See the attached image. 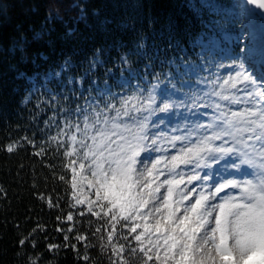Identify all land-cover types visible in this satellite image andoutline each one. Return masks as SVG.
Masks as SVG:
<instances>
[{"label": "trees", "instance_id": "1", "mask_svg": "<svg viewBox=\"0 0 264 264\" xmlns=\"http://www.w3.org/2000/svg\"><path fill=\"white\" fill-rule=\"evenodd\" d=\"M212 1L0 0V264H123L116 246H141L124 214L75 200L82 128L41 94L65 92L69 112L126 65L150 88L177 76L198 58Z\"/></svg>", "mask_w": 264, "mask_h": 264}, {"label": "rangeland", "instance_id": "2", "mask_svg": "<svg viewBox=\"0 0 264 264\" xmlns=\"http://www.w3.org/2000/svg\"><path fill=\"white\" fill-rule=\"evenodd\" d=\"M212 9L214 11L212 19L208 22L207 29L199 40L201 43L199 63L190 59L186 60L185 71L180 72L179 80L168 75L162 83L155 84L150 90L143 81L146 79L136 76L139 75L138 71L125 64L126 69L129 70L121 74L119 81L105 78L103 82H100L95 79L94 85L88 89L86 100L76 107H71L69 112L65 109L66 104L61 98L65 92L62 91L60 96L59 91L54 92L50 89L49 94H41L42 102L51 107L52 113L68 114L72 125H81L79 135L82 149L78 150L72 163L74 197L76 201H81L80 204L94 213L100 214L108 206L110 207L107 200L103 199V189L100 190L99 195L97 194L98 184L94 182L90 170L92 160L90 149L95 151L92 137L98 136L97 130L105 127L103 123L105 119L109 121L107 127H111L112 123L147 124L149 143L153 139L157 143L141 153V159L149 157L144 160V163L151 167L156 159L161 157L170 159L179 153L181 147L191 146L205 135L211 136L213 129L208 128V125L219 124L220 121L216 118L221 112L230 113L251 107L247 103L235 104L229 100H223L222 96L243 99L247 92L264 86L260 80V76L264 75V17L247 0H213ZM240 65H243L245 74H251L257 80L256 86L251 84L246 86L245 83L235 81L236 87H231L236 72L241 71ZM60 74L61 71H58L55 76ZM225 81L229 83L226 85ZM215 93H220V96ZM165 104L169 106L168 109L160 111ZM216 105L220 107L217 108ZM117 111L120 113L119 116H117ZM125 112L129 115H124ZM133 117L135 120L132 119ZM175 136L188 137V140L176 141L175 147H172L170 141ZM225 139L228 143L215 140L211 142V146L232 147L233 142L227 137ZM157 148L160 150L155 151ZM85 154H88L87 158ZM204 156L205 160L201 167L196 168L193 163L181 165L176 170L184 174L186 182L180 186V190L195 188L199 193L203 188L207 194L220 183L228 180H237L241 183L249 179L255 181V176H249L246 173L258 172L261 170L260 166L264 164L261 157L252 153L248 156L237 153H213L211 155L204 153ZM231 161H235V166ZM81 164L84 165L83 168ZM139 167L142 166L138 165ZM158 169L165 174L158 177L157 183L172 178L173 174L164 169L163 165H159ZM197 173L202 179L188 184L187 177ZM205 174L209 177L206 180L203 179ZM176 178L179 179V176ZM186 194H189L191 198L179 206L181 209L188 207L190 203L199 198L198 195ZM228 194L239 195L240 189H226L217 196L216 200L209 202L219 203L221 202L220 196ZM161 195H166V186L161 188ZM160 203L157 201V205ZM151 208L150 204L149 209ZM149 209H143L142 213H146ZM115 210L118 211V209ZM161 215H166V210L149 216L147 220L140 217L135 220L124 219L123 228L126 234L135 225H140L137 228L138 235L144 232L145 224L148 225L149 230L146 235L142 236V241H139L141 246L136 250L121 249L116 246L119 249L121 263L145 264L146 258L144 252L141 251L143 248L148 255L153 257L147 264H160V261L155 258L157 249L153 248L149 241L157 239L153 233V226ZM199 242L200 237L197 236L196 243L199 244ZM229 246H232L231 241H229ZM207 248L212 249V244L209 243ZM159 254L161 257L164 256L163 247L159 248ZM195 255H200V253ZM212 255L219 264V253L213 250ZM234 258L239 261V264H264L259 254H249L242 261L235 254ZM226 264H232L231 259L226 261Z\"/></svg>", "mask_w": 264, "mask_h": 264}, {"label": "snow or ice", "instance_id": "3", "mask_svg": "<svg viewBox=\"0 0 264 264\" xmlns=\"http://www.w3.org/2000/svg\"><path fill=\"white\" fill-rule=\"evenodd\" d=\"M248 3L264 9V0H248ZM241 71L236 72L231 87H236V82L257 85V80L251 74H245L243 65ZM261 84L264 85V75L260 76ZM226 85L228 81L224 82ZM220 96V93H215ZM223 100L231 103H247L251 107L242 111L221 112L216 118L219 124H209L208 128L213 129L211 136H203L197 143L188 147H181L177 155L161 157L148 167L141 159V153L146 152L157 141L151 140L147 134V124L139 123L134 125L112 123L107 127L109 121L105 119L104 128L98 129V136L92 137L95 144V151L91 152L90 164L91 175L94 182L98 184L97 194L103 189V199L107 200L111 209H118L124 215L125 220H135L137 217L147 220L155 213L166 210V215H161L153 226V233L157 236L155 241H149L153 248H156L155 258L160 264H217L212 251L219 253V264H226L231 259L232 264H239L234 254L240 260L246 259L249 254H259L264 262V164L258 172H248L246 175L255 176L256 179L243 181L228 180L220 183L214 190L207 192L201 189L180 190L185 179L182 172L176 170L181 165L195 163V167H201L205 160L204 153L231 154L248 156L249 153L261 157L264 161V86L254 88L241 99L222 96ZM165 104L160 111H166ZM219 108V105H216ZM120 113L117 111V116ZM124 115H129L125 112ZM135 120V118H132ZM202 127V126H201ZM127 133V135L125 134ZM229 138L233 142L232 147H212L211 142L223 140L228 143ZM188 140V137L175 136L170 141L175 147L176 141ZM98 141V143H97ZM190 142V141H189ZM9 151L12 148L9 147ZM157 148L155 151H159ZM88 154H85L87 158ZM235 166V161H231ZM138 165L142 167L138 168ZM163 165L173 176L157 183L159 176L165 173L158 169ZM84 165L81 164V168ZM195 171V169H193ZM179 176V179L176 177ZM205 174L203 179H208ZM197 173L187 177V183L201 180ZM166 186V195H161V188ZM240 189L239 195L228 194L220 196L219 203H210L216 200L220 193L226 189ZM191 193L199 198L190 203L188 207L181 209L179 206L184 201L190 200ZM178 197V199H177ZM157 201L161 203L157 205ZM81 201H77L80 203ZM152 208L149 209V205ZM143 209H149L142 213ZM91 211V209H89ZM182 212V214H180ZM115 218V217H113ZM72 216H68L71 220ZM140 225H135L131 231L135 233ZM148 225H144V232L136 235L137 241H142V236L148 233ZM202 233V235H201ZM197 236L200 237L199 244L196 243ZM67 239V237H65ZM79 239V238H78ZM229 241L232 246H229ZM23 242V241H22ZM211 243L212 249L207 245ZM163 247L164 256L159 254V248ZM145 264L153 257L144 251ZM200 253V255H195Z\"/></svg>", "mask_w": 264, "mask_h": 264}, {"label": "water", "instance_id": "4", "mask_svg": "<svg viewBox=\"0 0 264 264\" xmlns=\"http://www.w3.org/2000/svg\"><path fill=\"white\" fill-rule=\"evenodd\" d=\"M248 1V0H247ZM253 7H254V9L260 14V15H262L263 17H264V9H259L257 6H254V5H252Z\"/></svg>", "mask_w": 264, "mask_h": 264}]
</instances>
